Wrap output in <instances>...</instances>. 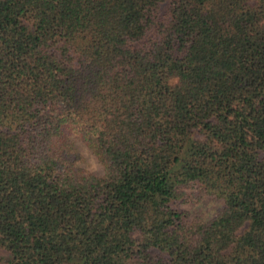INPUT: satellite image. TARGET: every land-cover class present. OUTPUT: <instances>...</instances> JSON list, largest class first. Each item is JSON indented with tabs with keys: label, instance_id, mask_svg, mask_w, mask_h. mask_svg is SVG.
Instances as JSON below:
<instances>
[{
	"label": "trees",
	"instance_id": "trees-1",
	"mask_svg": "<svg viewBox=\"0 0 264 264\" xmlns=\"http://www.w3.org/2000/svg\"><path fill=\"white\" fill-rule=\"evenodd\" d=\"M70 141L110 178L74 182ZM0 249L264 264V0H0Z\"/></svg>",
	"mask_w": 264,
	"mask_h": 264
},
{
	"label": "clouds",
	"instance_id": "clouds-1",
	"mask_svg": "<svg viewBox=\"0 0 264 264\" xmlns=\"http://www.w3.org/2000/svg\"><path fill=\"white\" fill-rule=\"evenodd\" d=\"M178 77L169 78V84L178 83ZM67 149L69 155H76L78 159L66 161L65 168L72 171L74 182L84 185L89 182H100L110 178L111 169L109 162L103 158L102 154L91 146L82 142L70 141Z\"/></svg>",
	"mask_w": 264,
	"mask_h": 264
},
{
	"label": "rangeland",
	"instance_id": "rangeland-1",
	"mask_svg": "<svg viewBox=\"0 0 264 264\" xmlns=\"http://www.w3.org/2000/svg\"><path fill=\"white\" fill-rule=\"evenodd\" d=\"M185 206V205H184ZM188 206V204H187ZM192 210H196L198 208H203L205 207L206 209H210L211 207L215 206V203L214 202H211V201H208V199H205L204 200V203L202 204H197V205H192ZM203 206V207H202ZM0 252H5L4 250L0 249Z\"/></svg>",
	"mask_w": 264,
	"mask_h": 264
}]
</instances>
